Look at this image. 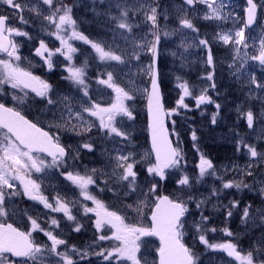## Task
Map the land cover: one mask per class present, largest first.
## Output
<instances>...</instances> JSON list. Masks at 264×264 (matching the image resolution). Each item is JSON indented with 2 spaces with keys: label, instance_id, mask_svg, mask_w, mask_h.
Here are the masks:
<instances>
[{
  "label": "snow or ice",
  "instance_id": "1",
  "mask_svg": "<svg viewBox=\"0 0 264 264\" xmlns=\"http://www.w3.org/2000/svg\"><path fill=\"white\" fill-rule=\"evenodd\" d=\"M197 3L204 4L208 11L204 14V20L226 21L229 18V13L225 11L227 8L226 0H183V5L191 10ZM97 5L101 9L97 12L99 17H108L109 21L115 25L110 30L115 35H119L124 40V45H117L115 39L108 42L104 39L92 40L77 29V21L73 18L72 8L63 3L57 6V0H40L39 9L32 0H25L22 4L20 0H0V6L7 9H13L14 14L20 13L21 23H27L22 13L25 7L30 11H42L45 14L43 18L50 22L55 28L54 32H50L57 40L60 41V47L55 49V52L49 49L44 40H40L39 47L35 49V55L39 56L52 69V57L59 53L63 55L65 60L69 62L66 68L68 75L64 79L68 80L75 91L71 94H64L60 99H56L52 85L41 79L32 72L21 68L18 64L11 61H20L21 56L18 54L17 44L13 41V36H29L25 31H21L18 27L9 24L11 15L0 13V53H5L9 60L0 58V85H9L12 89H28L35 97L40 98L48 111L52 113L51 127L57 130L63 128L65 131H70L78 136L84 133H90L96 127L95 121L88 119L95 118L99 121V132H103L107 138L118 137L119 141L113 144L114 158L109 153L108 166L112 167V172L107 175L104 181V187L111 191H116V186L123 190L124 195L129 193L139 192L144 197L143 200L136 206L134 210L139 212L141 206H147L152 197H155V207L151 213V227L146 228L134 223H126L125 218L119 215L116 211L104 210V205L95 195L89 190V186L96 185L95 178L96 169L91 170V174H80L65 170L62 166L68 164L69 158L75 161L76 157L72 154V145L65 146L61 143L59 135H53L50 131L42 130V127L37 126L35 122H30L19 111L12 107H7L5 103L0 102V129H5L6 133L0 135V216L6 215V204L9 197L18 194L19 187L22 186L23 194L30 200L38 201L43 204L44 208L50 209L51 212H62L68 221L73 222V231L79 232L81 225L76 222V217L71 213L69 204H75L76 201H67L66 197L57 194L54 197V203L49 201V198L41 193V184L37 180L30 178V173H45L47 169H57L65 180L69 181L75 188L79 189L80 196L84 201H91L96 206L95 209L83 206L85 214L95 212L97 217L95 226L97 231L101 230L102 225L107 224L113 229L112 235L107 236L101 234L98 239L115 240L119 244L110 250L104 249L103 246H98L97 249H89L81 251L74 246L71 252L60 251L59 246L66 245V240L54 235L52 230L41 228L37 220L30 219L32 231L21 232L14 228L11 224H0V254L9 253L13 257L22 258L14 262V264H41L42 257H48L47 264H77L76 256H79L81 261L88 258L89 253L94 251V254L101 258L106 264H113V261H130L131 264H140L137 257L139 244L137 241L142 236H158L160 239L159 264H199L197 254L190 247L185 246L182 242L183 230L187 226L186 214H189V202L194 203L198 210H201L200 221H193L196 233L200 244L213 251H223L228 257L233 258L237 264H264V235L259 239L254 240L249 249L242 254V250H238L237 244L233 242L210 243L204 234L207 230L208 217L203 215L201 205L206 201L201 198L197 200L191 193L188 195L186 202L181 197L170 199L169 196H161L157 194L159 186L158 181L168 179L169 171L176 170L180 167L181 161L184 159L183 153L178 147H172L165 134L164 117L175 114V109L165 112L161 103V93L159 85V73L156 70L160 55L161 47L164 40L171 38L173 35L181 37L178 49L181 51H173L171 54L174 58H179L181 61L185 59L184 52H187L193 46H198L207 50L206 63L208 68H214V57L210 47V41L207 38H198L199 29L196 25L187 18V16L179 20V29L169 30L167 24L163 27L160 24V17L167 21L169 19L167 11L163 13L159 10L158 4H152L150 0H136L135 4L129 5L128 0H93V10ZM107 5L105 9L104 6ZM46 6V7H45ZM113 6L118 10V15L112 13ZM257 3L254 0H247L246 22L244 27L232 31H220L215 33V37L224 45H234L233 63L229 68L234 69L233 75L241 80L246 74V64L249 60L258 61L261 66H264V33L258 38L259 48L258 54L249 55L247 51L241 55V47L248 49L249 36L246 34V29L251 28L257 21ZM140 11L145 19L140 22L137 18L133 20L131 12ZM181 11H185L181 7ZM150 24V27L147 25ZM105 27L108 25L105 23ZM139 28L143 35L134 32V29ZM71 29L70 34L67 30ZM116 29L125 30L117 32ZM146 29V31H145ZM190 30L185 32L183 30ZM125 32L127 35H125ZM190 33H197V37H193L192 42H188ZM80 40L89 45L96 53L100 62H115L116 65H123L120 69L124 72V68L129 71L124 73L125 76L132 80L131 69L137 67L141 62V53H147L151 57V63L148 67L147 74L150 75L151 91L148 92V105L150 115V128L152 129V149L155 154V163L149 161L147 173L153 178L151 186L147 191H144L138 181V173L135 170L137 160L131 151H126V144L131 140L130 131L120 126L118 118L127 117L128 120H133V112L126 101L134 99V93L122 87L115 78L114 71H107V79L98 78L97 83L106 85L115 93L114 102L110 106L101 107L99 104L91 101L88 84L86 83L85 65L77 67L72 63V54L78 49L69 41ZM115 45V47L113 46ZM131 45V51H129ZM45 53L47 55H45ZM135 60L137 64H133ZM238 61V63H237ZM108 67L114 68L115 65L109 64ZM206 79L213 81L212 88H215L214 73L208 72ZM250 85H255L257 89H264V83L258 81L255 74L251 75ZM181 90V95L177 101V107L187 108L184 99L192 95L187 82H182L180 77H177V85ZM206 91V90H205ZM82 93V96L77 95ZM27 96V93H25ZM86 98V99H85ZM13 101L18 97L14 94ZM196 105L199 107L204 103H212V100L206 94H201L195 97ZM23 102V100H21ZM220 107L219 104L216 105ZM58 113V114H57ZM247 124L249 128L254 126V114L249 110L246 114ZM215 115L213 123H215ZM192 140L196 141L195 132L192 133ZM195 146V145H194ZM248 152L252 158L260 157L264 159V154L258 153L257 150L249 145ZM86 149L89 152L95 151V145L91 142L82 140L79 146L76 147V153L79 154L80 149ZM44 154L51 157V162H47L40 155ZM114 160V163H113ZM199 169V179H203L205 175H216L213 169L212 162L201 154L200 162L197 165ZM168 170V171H166ZM213 170V171H209ZM247 175L253 173L246 169ZM13 181H18L19 186ZM114 186L109 188V184ZM177 191L184 194L185 190L191 189L190 177L181 175L177 177ZM249 187L246 183H234L233 181L223 182L224 189L235 187ZM147 187V186H146ZM264 193V188L261 189ZM212 196H219L220 190L214 188ZM239 202H230L227 216L233 215L232 209L238 208ZM103 210V211H100ZM242 221L245 224L252 223L264 227V207L253 208L251 204L244 207L242 212ZM51 225L59 227V222L56 218L51 219ZM43 232V235L50 241V246L35 242L32 237V232ZM211 231H216L215 228ZM225 235L233 236L234 233L228 229L223 230ZM3 257L0 256V260ZM89 264L91 262L89 261Z\"/></svg>",
  "mask_w": 264,
  "mask_h": 264
},
{
  "label": "rangeland",
  "instance_id": "2",
  "mask_svg": "<svg viewBox=\"0 0 264 264\" xmlns=\"http://www.w3.org/2000/svg\"><path fill=\"white\" fill-rule=\"evenodd\" d=\"M22 4L25 0H20ZM136 0H128L129 5L135 4ZM152 4H158L161 13L167 11L169 19L165 21L163 15L160 17V24L163 27L167 24L169 30L179 29V20L185 16L190 19L196 27L199 29L198 38H207L210 41V47L214 57V68H208L206 63L207 50L198 46V39H196V46L188 49L184 52L185 59L181 61L179 58H174L172 56L173 51H181L184 49H178L177 45L180 42L181 37L179 35H173L171 38L164 40L161 47V55L159 58V82L167 84L170 80L177 85V77L179 76L182 82H187L192 95L185 97L184 103L187 108L182 107L181 110L184 112H191L197 110L199 118H207L211 125H216L218 120H220L221 113L224 111L226 113L231 112L235 115H240L242 121L239 122L240 129L237 131L236 128L228 131L227 134H220V140L225 141L229 144H234L237 147L239 156L231 161L222 165L218 169H214L216 175H205L203 179H199V169L197 165L200 162V158L197 162H194L196 170L190 169L186 162L189 158L186 156V151L184 149V144L181 139L182 130L181 126L177 124V119H172V131L174 142L176 147L183 153L184 159L183 166L172 170L168 173V179H166L168 185L173 184L171 188V197L176 199L181 197L186 202L188 201V195L191 193L196 197L197 200L203 198L206 203L201 205L203 215L207 216L209 219L207 221V230L204 231L206 239L210 243H224L233 242L237 244L238 250H242V254L246 252L250 245H252L254 240L259 239L264 235V227L258 226L257 224L248 223L245 224L241 217L245 206L249 205L242 203L243 198L256 197L258 204H253V208L264 207V193L261 189L264 188V159L260 157L252 158L244 145H249L257 150L258 153L264 154V89H257L255 85H250L251 75L255 74V77L261 83H264V66H261L258 61L249 60L246 64V74L242 81L238 80L234 75V69L229 68V65L233 63V57L235 53L233 51L234 45H224L215 37V33L220 31H232L234 33L235 29L244 27L243 13L246 8V0H226L227 8L225 11L229 13V18L224 21L216 20H204L203 16L208 11L204 4L197 3L191 10L187 9L186 5H183V0H150ZM257 3V11L260 18L257 20L256 25L252 29H246V34L249 36V47L244 49L241 47V55L245 51L249 55L253 53L258 54L259 42L258 38L262 33H264V0H254ZM32 3L40 7V0H32ZM63 3L72 8L73 18L77 21V29L81 31L84 35L88 36L92 40L104 39L108 42H112L115 39L117 45H124V40L119 36L115 35L110 30L114 28L115 25L109 21L108 17H99L97 12L101 9L97 5L95 11L93 10V0H57V6ZM184 7L185 11H181V7ZM46 7V6H45ZM107 8V5L104 6ZM0 13L8 16L11 15L9 24L18 27L21 31H25L29 36H13V41L17 44L18 54L21 56L20 61L11 62L18 64L21 68L32 72L33 75L39 76L41 79L47 81L52 80L57 84L61 83L58 87L59 89L53 90L56 99L64 94H71L75 91L73 85L64 77L68 75L66 68L69 66V62L65 60L63 55L56 53L52 57L53 67L49 70L48 66L44 61L35 55V49L39 47L40 40H44L49 49L55 52L56 48L60 47V41L51 35L50 32H54L55 28L49 21L45 20L43 16L49 13H43L42 11H30L28 7H25L22 13L24 19L27 23H21L20 13L13 15V9H7L4 6H0ZM112 13L118 15V10L113 6ZM132 18L134 21L138 20L143 22L145 17L140 11H132ZM108 26L105 27L104 24ZM150 27V24L147 25ZM117 32H122L125 30L116 29ZM146 31V29H145ZM185 32H190V30H183ZM71 29L67 30V34H70ZM134 32L143 35L139 28L134 29ZM125 35L127 33L125 32ZM193 37H197V33H190L188 37V42L191 43ZM78 51L74 54L72 63L77 66H83L87 62L85 67L86 72V83L88 84L89 93L91 96V101L99 104L101 107L110 106L114 102L115 93L108 88L106 85L97 83L98 78L107 79V71H114L115 78L117 82L134 93V99L131 101H126L133 112L134 119L128 120L127 117L118 118L120 121V126L126 128L130 131L131 141L126 144V151H131L137 160L136 171L141 173L140 167H143L142 180H139L140 187L147 191L148 187L151 186L152 177L147 173L148 162L150 161V154L144 148L142 142V132H144L139 123L141 116L144 115V104L146 100L148 84L150 75L147 74V69L150 65V55L147 53H141L142 62L131 69L132 80H129L124 73L129 70L124 68V72L120 69L123 65H116L115 62H100L97 58L96 53L93 49L80 40L69 41ZM115 47V45H113ZM129 51H131V45H129ZM45 55H47L45 53ZM57 55V56H56ZM4 60H9L7 55L1 57ZM171 60V70L168 69V65ZM133 64H137L135 60L132 61ZM175 63L177 67L175 68ZM238 63V61H237ZM115 65L114 68H109L108 65ZM204 69L199 75L195 73L196 68ZM208 72L214 73V82L216 87L212 88L213 81L206 79ZM9 85H6L8 87ZM2 87V85H0ZM10 87V86H9ZM16 96L18 97L17 103L23 100L32 103L33 100L40 101V98L35 97L34 93L30 90L16 89ZM206 90V91H205ZM174 91L177 92V99L179 100L181 95V90L176 86ZM27 93V96H25ZM172 93V90H166L164 96L165 99ZM201 94H206L212 100V103H204L199 107L196 105L195 97ZM77 95L82 96V93ZM13 96V95H12ZM86 99V98H85ZM18 103V105L20 104ZM43 103V102H42ZM219 104L220 107L217 108L216 105ZM191 106H194L192 108ZM19 107V106H18ZM251 110L254 114V126L249 128L247 124L246 114ZM180 112V114H184ZM176 113V112H175ZM58 114V113H57ZM215 115V123H213V116ZM173 118H177L175 114H172ZM35 121L42 127L52 131L53 135H59L61 138V143L64 145H72L73 156L76 157L75 161L73 159L68 160V164L62 166L67 171L79 172L80 174L89 173L91 174L92 169H96L95 178L97 180L96 185L89 186V190L93 195L96 192H110L112 196H116L122 199L125 204L126 212L131 214H136L133 217V221L136 225L149 227V223L146 219L145 209L150 208L148 203L147 206H141L140 211L134 210V206L138 205L141 200L144 199L139 192L129 193L127 195L122 194L123 190L116 186V191L108 190L104 187V181L107 179L106 172L110 174L112 172V167L108 166L109 153L114 158L115 152L113 151V144L115 141H119L118 137L107 138L104 136L103 132H99V121L95 118L89 117L88 119L94 120L96 127L92 129L90 133H84L83 137L78 136L70 131H65L63 128L57 130L51 127L52 113H50L43 103L42 110L38 111V114H34ZM226 125L228 121L224 119ZM234 123H231L233 126ZM238 125V124H235ZM239 127V126H238ZM191 137V136H190ZM219 138V136L217 137ZM91 142L95 145V151L89 152L83 149V166L77 161L76 147L82 142ZM137 142V143H135ZM80 149V150H81ZM80 155V152L78 156ZM114 163V160H113ZM246 169L250 170L253 175H247ZM48 170V169H47ZM210 172L213 170H209ZM37 175H42L44 173H36ZM61 175V172L57 169L52 171L53 175ZM188 175L190 177V183L192 185L191 189L185 190L184 194L181 195L177 191V177L181 175ZM47 175V173L45 174ZM156 180V179H155ZM233 181L234 183H246L249 187L240 189L235 187L230 189L223 188V182ZM112 183L109 184V188L113 187ZM147 186V187H146ZM216 188L220 190L219 196H212V190ZM96 196V195H95ZM97 198V197H96ZM155 197H152V200ZM238 201V208H233L231 217L227 216L228 208L230 202ZM103 211V210H101ZM201 210H198L194 203L189 202V214L186 216L187 226L183 230L185 242L188 246L195 251L198 257L199 264H237V262L228 257L223 251H213L210 248H206L204 245L200 244L198 234L194 227L193 221H200ZM123 217V216H122ZM215 228L216 231H211ZM224 229H228L233 236L225 235ZM244 237H250L248 244H244L240 241ZM239 242L242 244L239 246ZM140 248L137 252V257L140 260V264H156V250L158 248L157 242L151 236H142L139 241H137ZM90 248H86L88 251ZM116 264H131L130 261H121Z\"/></svg>",
  "mask_w": 264,
  "mask_h": 264
},
{
  "label": "flooded vegetation",
  "instance_id": "3",
  "mask_svg": "<svg viewBox=\"0 0 264 264\" xmlns=\"http://www.w3.org/2000/svg\"><path fill=\"white\" fill-rule=\"evenodd\" d=\"M2 56H0L1 58ZM47 83L52 85L53 90L59 89L57 83L52 80H47ZM19 89V88H18ZM28 90V89H22ZM13 91H17L16 89H12L11 87H6V85H2L0 87V102L6 104L7 107H12L15 110L19 111L22 115L28 118L30 121L35 122L38 126H40L34 118V114H38L39 110H42L43 103L38 100H33L32 103L27 101L18 102L17 100L13 101L12 95L16 94ZM19 106V107H18ZM42 127V126H40ZM42 129L46 131H52L42 127ZM6 131L0 129V135L5 134ZM68 146V145H65ZM80 155L78 157V162L83 166V150L81 149ZM73 154V152H72ZM40 155V154H34ZM47 162H51V159L40 155ZM70 159V158H69ZM52 171L54 169L46 170L47 175H37L34 171L30 173V178L37 180L38 183L41 184V193L49 198L51 203H54V197L59 194L62 197H66L67 201H76V203L69 204L70 211L76 217V222H78L81 227L80 231H73V222L68 221L62 212L54 213L51 212L50 209L44 208L43 204L38 201L30 200L23 194L22 186L19 187L18 194L15 196L9 197L6 204V215L0 216V224H11L14 228L21 232H29L32 231V225L30 223L29 217L37 220V223L41 226V228L46 230H52L54 235H58L60 238L66 240V245L59 246L60 251H68L71 252L72 247L74 246L76 249L85 251L86 248L97 249L98 246H103L104 249L110 250L119 244V241L115 240H104L100 241L98 237L101 234L111 236L113 229L110 225L104 224L101 227L100 231H97L95 226V221L97 219L95 212H89L87 214L83 211V206H88L93 209L96 208L91 201H84L83 197L80 196L79 189L75 188L69 181L65 180L62 175H53ZM13 183L19 186L18 181H13ZM98 200L104 205V210L107 211H115L116 207V198L113 197L109 192L107 193H95ZM101 211V210H100ZM56 218L59 222V227L51 225V219ZM35 242H39L40 244L47 243L50 246V241L47 240V237L43 235V232H32L31 237ZM3 257L0 260V264H14V262L18 259L11 256L9 253L0 254ZM77 264H106L101 258L97 257L94 254V251L89 253L88 258L81 261L79 256L76 257ZM48 257L41 258V264H47ZM29 264H32L30 261ZM113 264H116V261H113Z\"/></svg>",
  "mask_w": 264,
  "mask_h": 264
},
{
  "label": "trees",
  "instance_id": "4",
  "mask_svg": "<svg viewBox=\"0 0 264 264\" xmlns=\"http://www.w3.org/2000/svg\"><path fill=\"white\" fill-rule=\"evenodd\" d=\"M174 66L176 68L177 64L175 63ZM167 67L171 70V60ZM203 70L204 69L199 67L196 68L194 71L196 74L199 75L201 72H203ZM174 84L175 83L169 80L167 84H161V87L163 92H166V90H172V93L164 100L165 109L167 112L175 109V116H177V118H173L172 115H168V126L170 131L173 130L172 119H177V124H179L182 130L184 131V133H182L181 139L184 144L186 156L189 158V161L186 162V165H188L190 169H193L195 171L196 167L194 165V162H197L199 158H201V154H203L205 158L209 159L212 162L213 169H218L222 165L231 163L233 159L239 156L237 147L234 144H229L223 140H220V134H222L223 137L224 134H227L228 131L232 130L233 128H236V130L238 131L241 125L239 122L242 121L241 116L235 115L229 111L228 113L220 111V120H218L215 126L211 125L207 118H199L196 108L192 111V113H189L181 110L182 107H177L178 99L177 92L174 91V88L176 87ZM191 107L194 108V106ZM181 111L184 112V114H180ZM224 119L228 121V125L225 124ZM231 123H234L233 126L231 125ZM143 124L144 117H142L141 119V127L143 126ZM193 132H195L197 136L196 141L192 140ZM218 136L219 138H217ZM182 163L183 161H181V167L183 166ZM172 186L173 184L168 185L166 180L164 181V183H159V186L157 188V194L168 195L171 191L168 188H171ZM255 201L256 197H248L242 199V203L244 205H246V203L253 205L255 204ZM258 201L259 200L256 201V204H258ZM240 241H242L244 244H248V242L250 241V237H244ZM239 246L244 247L240 242Z\"/></svg>",
  "mask_w": 264,
  "mask_h": 264
},
{
  "label": "water",
  "instance_id": "5",
  "mask_svg": "<svg viewBox=\"0 0 264 264\" xmlns=\"http://www.w3.org/2000/svg\"><path fill=\"white\" fill-rule=\"evenodd\" d=\"M246 19H247V17H246V12H245V14H244V24L246 22ZM251 28H249V29H251ZM156 70L158 72V64H157ZM150 91H151V80H150L149 87H148V92H150ZM160 93H161V90H160ZM161 103L163 105V97H162V94H161ZM163 108H164V105H163ZM145 119H146V129H147V137H148L149 150L151 152V155H152V158H153V162L155 163V154H154L153 149H152V129L150 128V115H149V105H148V93H147V99H146V102H145ZM163 122H164V128L166 130L165 131V134L167 136L168 141L171 143V145L173 147V143L171 141V138H170V135H169V131H168V128H167V117L166 116L164 117V121ZM166 171H168V170H166ZM154 207H155V204H154L152 210L154 209ZM152 210H151L150 215H149L150 225L152 224V221H151V213H152ZM153 237H155L158 240V242H159V248H160V239H159V237L158 236H153ZM156 255H157V264H159V254H158V251H157Z\"/></svg>",
  "mask_w": 264,
  "mask_h": 264
}]
</instances>
